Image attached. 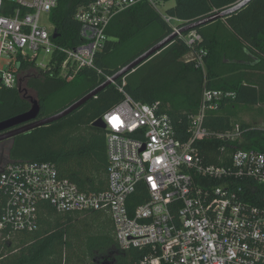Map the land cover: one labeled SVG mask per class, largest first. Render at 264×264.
Returning a JSON list of instances; mask_svg holds the SVG:
<instances>
[{
	"label": "built area",
	"instance_id": "built-area-1",
	"mask_svg": "<svg viewBox=\"0 0 264 264\" xmlns=\"http://www.w3.org/2000/svg\"><path fill=\"white\" fill-rule=\"evenodd\" d=\"M161 1L80 4L74 12L80 41L68 46L52 37L57 0H0V90L18 86L20 58L67 80L94 67L112 17L140 3L148 2L180 35L177 19L160 11ZM200 38L194 30L184 35L189 45ZM205 53L201 48L192 57L196 66ZM118 88L123 98L99 116L106 125L107 188L80 191L49 161L10 160L0 170L1 240L36 229L38 204L46 201L60 213L106 210L119 248L145 251L140 264H264V152L237 146L226 163L206 164L195 147L205 138L240 136L238 125L213 132L203 120L207 109L233 93L206 89L181 141L159 101L143 103ZM137 187L147 198L134 204Z\"/></svg>",
	"mask_w": 264,
	"mask_h": 264
},
{
	"label": "trees",
	"instance_id": "trees-1",
	"mask_svg": "<svg viewBox=\"0 0 264 264\" xmlns=\"http://www.w3.org/2000/svg\"><path fill=\"white\" fill-rule=\"evenodd\" d=\"M91 0H57L51 22L59 32L58 43L78 44L77 6ZM167 13L176 18L178 29L231 8L241 0H173ZM201 35L189 45L182 31L156 54L129 73L106 85L80 108L56 121L13 137L10 160L49 161L58 175L74 182L80 191L107 188L105 129L92 121L123 98L122 87L135 100L159 101L173 123L175 137H188L189 116L200 111L206 89L233 93L217 101L204 113V126L213 132L241 130L235 138L210 137L195 143L206 164H224L237 146L264 152V128L240 121L239 113L251 105L264 104V0L244 5L192 29ZM173 32L171 24L148 3H140L114 15L106 34L109 39L96 51L94 67H83L71 79L59 78L20 58L17 87L0 90V120L26 112L31 99L39 104V117L62 111L92 91L107 77L143 54ZM204 49L203 65L187 57ZM245 129V131H243ZM134 204L147 195L137 187ZM37 228L15 232L0 247V264H140L144 250H121L114 225L104 210L60 213L40 201ZM1 239V238H0ZM2 248V249H1Z\"/></svg>",
	"mask_w": 264,
	"mask_h": 264
},
{
	"label": "water",
	"instance_id": "water-1",
	"mask_svg": "<svg viewBox=\"0 0 264 264\" xmlns=\"http://www.w3.org/2000/svg\"><path fill=\"white\" fill-rule=\"evenodd\" d=\"M248 0H241L240 2L234 4L231 6V8L225 9L223 11L217 12L212 16H209L207 18H203L200 20H197L196 22H192L189 24L184 25L181 27L178 31V33L181 34L182 31H188L192 30L197 27V25L201 23H205L211 20H214V18L223 16L225 14L231 13V11H234L235 9L241 7L244 5ZM177 36V32L173 31L169 34V36L165 37L163 40L159 41L158 43L154 44L152 47L147 49V51L143 52L140 56L136 57L130 63L119 69L113 76H111L109 79H106L104 82L99 84L96 88H94L92 91L88 92L87 94L80 97V99L76 100L75 102L71 103L70 105L66 106L62 111L57 112L52 115H48L44 118L39 117V104L36 99H31V106L30 109L26 112L19 113L16 115H13L10 118L0 120V142L1 141H10L12 142V139L14 136L28 132L31 129L46 125V123H50L53 121H56L58 119L63 118V116L73 112L74 110L80 108V105L85 103L87 100L95 97L97 93L102 90L103 87L106 85H109L110 83L114 82L118 77H121L127 73L130 72V70H133L135 67H137L139 64L145 62L149 57L156 54L160 49L164 47L167 43H169L172 39H174ZM53 38L59 37V32L57 29H54ZM92 125L96 128H105V123L102 121L100 117H98L96 120L92 122ZM10 161L9 158L6 159L4 164L6 162Z\"/></svg>",
	"mask_w": 264,
	"mask_h": 264
},
{
	"label": "rangeland",
	"instance_id": "rangeland-1",
	"mask_svg": "<svg viewBox=\"0 0 264 264\" xmlns=\"http://www.w3.org/2000/svg\"><path fill=\"white\" fill-rule=\"evenodd\" d=\"M173 4H174L173 0H163V1L158 3L160 11H162V12L166 11L167 8ZM43 20L46 23L48 28L53 27L52 23L47 18L46 14H44ZM40 56H41L40 59H42V58L47 59L48 58V56H45V55L43 56L42 54H40ZM187 57L192 58L193 56H192V54L189 53L187 55ZM239 119H240V121H244L245 123L250 124L251 126L264 128V104L251 105L250 107H247L246 109L242 110L239 113ZM0 241H3V240L0 239ZM2 244H3V242L0 243V247L3 246ZM108 255H109V253L101 254L96 258L101 263L109 264L108 259H107Z\"/></svg>",
	"mask_w": 264,
	"mask_h": 264
},
{
	"label": "flooded vegetation",
	"instance_id": "flooded-vegetation-1",
	"mask_svg": "<svg viewBox=\"0 0 264 264\" xmlns=\"http://www.w3.org/2000/svg\"><path fill=\"white\" fill-rule=\"evenodd\" d=\"M10 145L11 143L8 140L0 142V170L4 162L8 158V151H9Z\"/></svg>",
	"mask_w": 264,
	"mask_h": 264
}]
</instances>
